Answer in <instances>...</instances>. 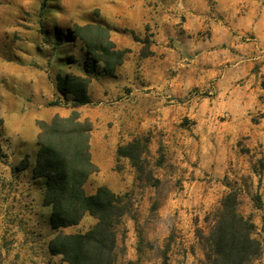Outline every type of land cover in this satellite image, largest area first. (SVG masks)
Segmentation results:
<instances>
[{"label":"rangeland","instance_id":"374dc122","mask_svg":"<svg viewBox=\"0 0 264 264\" xmlns=\"http://www.w3.org/2000/svg\"><path fill=\"white\" fill-rule=\"evenodd\" d=\"M217 7L218 0H0V264H68L49 240L96 222L86 213L53 228L45 180L33 176L38 121L73 110L92 122L98 170L86 191L106 184L129 199L117 264H205L199 233L209 232L207 217L232 188L263 243L249 264H264V41L248 32L242 46L216 42L215 24L225 21ZM91 21L108 24L117 46L129 49L115 76L85 67L73 27ZM59 72L89 75L91 101L72 106L58 91ZM136 138L145 145L142 178L117 155Z\"/></svg>","mask_w":264,"mask_h":264},{"label":"trees","instance_id":"16d2710c","mask_svg":"<svg viewBox=\"0 0 264 264\" xmlns=\"http://www.w3.org/2000/svg\"><path fill=\"white\" fill-rule=\"evenodd\" d=\"M73 33L88 53L84 61L87 71L115 76L129 49L117 46L111 27L101 21L75 23ZM90 82L89 75L57 74L58 91L70 99L72 106L91 101ZM38 124L39 149L33 176L45 180L44 203L51 205L53 228L77 224L86 213L96 218L84 232L58 231L49 240V251L62 255L68 264H117L118 226L129 209V199L126 193H117L106 184L91 193L85 189L90 175L98 170L91 152L92 122L73 110L68 115L41 119ZM144 148L142 140L136 138L117 149L118 157H129L141 178L145 170L141 157ZM26 166L23 159L19 168ZM257 201L261 204L259 195ZM239 203V190L232 188L207 217L210 230L199 233L205 246V264H249L262 254L256 223L241 212Z\"/></svg>","mask_w":264,"mask_h":264},{"label":"crops","instance_id":"0c3cea01","mask_svg":"<svg viewBox=\"0 0 264 264\" xmlns=\"http://www.w3.org/2000/svg\"><path fill=\"white\" fill-rule=\"evenodd\" d=\"M217 8L225 21L219 19L215 24L213 38L216 42L227 40L229 43L242 46L238 39L248 32L254 33L257 39L264 41V0H218ZM247 55L250 53L242 54L239 61L248 59ZM238 69V76L247 75L248 71L244 66H239ZM248 82L243 86L245 88L243 91L244 94L253 97L257 90L251 88ZM241 99L247 106L248 100L245 97Z\"/></svg>","mask_w":264,"mask_h":264}]
</instances>
